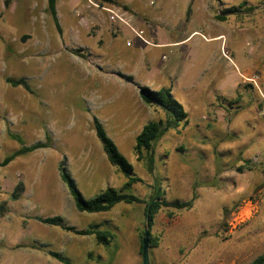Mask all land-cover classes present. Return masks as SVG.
<instances>
[{
	"label": "rangeland",
	"instance_id": "rangeland-1",
	"mask_svg": "<svg viewBox=\"0 0 264 264\" xmlns=\"http://www.w3.org/2000/svg\"><path fill=\"white\" fill-rule=\"evenodd\" d=\"M176 1L184 5L183 0ZM189 1L196 21L187 27L199 29L209 38L218 33L223 36L207 41L194 34L173 49L175 60L186 66L202 96L201 108L193 102L181 104L191 121L205 123L203 131L208 135L221 136L226 129L228 135L253 139L255 143L236 160L234 155L216 157L212 150L204 156H195L192 150L177 152L175 146L183 145L188 150L191 142L183 141L174 130L165 140L157 141L155 172L162 179L166 200H190L195 187L198 199L191 210L176 211L173 218L168 217L166 209L156 217L152 232L160 245L151 251L150 260L151 264H249L264 252V0H225V4L224 0ZM243 3L242 12L228 16L224 22L217 20L224 6L240 7ZM179 5L178 11L185 16L188 6L180 9ZM113 6L127 18L137 20L135 11L130 13L120 4ZM139 10L142 15L148 12L143 6ZM93 12L78 30H69L65 9L60 6V31L49 13L48 0H0V163L22 148L12 134L21 136L26 146L45 142L47 133L52 138L51 147L0 166V264H62L49 251L62 253L72 264H143L139 233L146 227L144 205L121 203L105 213L79 212L59 174L60 163L66 161L86 200L109 187L123 186L119 179L114 185L102 182L100 173L108 169L104 160L113 165L96 136L93 117L102 120L110 137L113 134L103 112L92 114L89 110L93 101H99L98 92L89 90L109 86L114 92L112 97L124 98L127 94L122 88L131 82L119 74H131L135 81L131 84L137 87L144 73L125 65L126 58L120 51L124 36L113 45L123 27L112 24L106 14ZM82 17L74 15L75 19ZM132 25L135 27V22ZM140 27L145 31L151 28L149 24ZM131 35L134 48L141 46L149 51L153 46ZM181 35L175 30L169 34L175 39ZM143 36L150 41L146 33ZM186 58H191L190 63H183ZM245 68L250 69L255 82L248 79L237 92L245 102L244 109L236 111L234 104L223 101L227 110L212 112V98L228 97L229 91L222 90L224 79ZM92 72L104 77L96 84L90 83L95 82ZM7 78L25 79L33 93L22 86H11ZM175 99L180 102V95L176 94ZM150 111L143 124L164 120L161 108L154 106ZM228 119L232 120L229 125ZM209 121L210 126L205 127ZM140 130L141 125H135L123 140L114 142L143 179L129 192L149 198L155 178L146 163L137 160L135 145ZM194 133L201 135L198 130ZM215 143L216 137L204 145L213 147ZM254 157L260 160L253 163ZM116 174L126 182L120 171ZM19 184L24 190L15 199L12 194ZM250 200L258 203V213L231 234L228 223L232 213ZM54 216L63 217L67 225L78 230H110L115 239L108 246L99 245L94 236H77L34 218Z\"/></svg>",
	"mask_w": 264,
	"mask_h": 264
},
{
	"label": "crops",
	"instance_id": "crops-1",
	"mask_svg": "<svg viewBox=\"0 0 264 264\" xmlns=\"http://www.w3.org/2000/svg\"><path fill=\"white\" fill-rule=\"evenodd\" d=\"M96 1L106 2L105 0ZM222 2L223 4H225L226 1L224 0ZM106 3L108 5L120 4L121 6L125 7L128 12L135 11L137 20L133 21L134 18H131V22H135V29L138 31H144L143 34L145 35L146 33V37H148L150 41H153L151 42L153 43V46L149 51H146L141 46L134 48V38L131 35L132 32L127 27L120 29V34H117L116 37H114L113 45L115 46V40L118 39L119 36H124L123 41H120V51L121 53L123 52L122 54H124V57L126 58L125 65L132 67V69H137V72L144 73L143 78L136 84L141 87H147L153 91H158L162 88H170L172 90L174 98H176V94L180 95V103H182L183 105H185V101H188L193 102L192 104H195L197 107L201 108L202 106H199L200 103H202L201 92H199L197 88L194 87L195 81L192 80V77L189 75V71L185 68L186 66L183 67L181 62L175 60L177 58L175 57L177 53H175L173 49L182 46L181 44L187 42L194 34H200L207 41H210L211 39L221 38L223 35L221 33H218L217 35L212 34L211 38H209L210 36L205 37V35L201 33L199 29H191L187 27L188 24L192 25V22L196 21L195 17L191 15L192 9L190 7L191 2L189 0L181 1V5L184 3V5L182 6H180L179 2L176 0H115L114 3ZM176 5H179L180 9L181 7L185 8L186 6H188L186 15L189 18L186 19V15L182 16L180 14V11H178L179 9ZM60 6L65 9L67 21L66 28H68L69 30H78L79 26H82L84 24L85 19H87L89 16H92V14L95 13L93 11H96L94 9L88 8L86 0H57V18ZM139 6L147 8L148 12L144 15L140 14V10L138 11ZM224 8L228 9L229 7L224 6ZM189 10L190 14H188ZM97 12L99 14L101 13L99 11ZM76 13L83 14V17L81 19H75L74 15ZM228 16H226V20ZM70 17L73 18L72 22L70 21ZM148 24L151 27L150 30L145 31L140 27V25L143 26ZM60 28L63 29L61 25ZM174 30L180 31L182 33L179 39H175L174 37L169 36V34ZM127 43H131V45L127 46ZM166 49H169V51L166 52ZM190 61L191 58H186L185 62L183 63H190ZM92 73L95 82L90 83L96 84L99 78L104 77V75H97L94 72ZM105 74L107 75V73ZM123 74L131 76V74H127L125 72ZM251 75L252 74L250 69L247 70L245 68L244 70L238 71V73H233L227 76L228 79H224L222 90L229 91L228 97L217 96L212 98L210 102V110H212L213 112L214 110L221 108L226 111L227 109L225 108L223 101H227L229 105L233 103L236 111L241 107H243L242 109H244V106H242V104L245 102H241V95H238L237 92L241 91L240 87L242 86V84H245L248 79H253V76ZM197 79L199 80V77ZM126 85H129V87L122 88L124 94H127V96L124 98H122L123 95L112 97L114 92L113 89L109 86L93 87L94 90H89V93L94 94L98 92L97 94L99 95V98L97 97L99 101H93L92 105L89 106V110L92 114L95 111L99 110L103 112V117H105L104 119H107V121L109 120L107 123H111L109 127L113 134V141H115V139L123 140L130 133L131 127L135 125H141L142 130L145 126V124H143L145 117L150 114V110H152L154 107L146 105L142 101L138 86L136 87L131 83H126ZM218 97L221 98V103H218ZM119 100L122 102L119 103ZM112 105H114V109H112L113 111H111L110 109V106L112 107ZM249 105L250 104L246 103V108H249ZM164 119H166V114ZM201 119L204 120V116H202ZM99 121L102 122V120L100 119ZM231 121L232 120L229 119L226 120V122L228 123L227 125H229ZM204 124V122L198 121V119L195 121H191L188 115V123L186 125L181 124L177 129L171 131L174 134L180 136L183 141H188L191 143H189L188 150L183 145L175 146L174 150L184 153L192 150V152L195 153V156H204L206 155L205 153H208L210 150H212L213 154L216 157L221 158L227 157L228 155H234V158L236 160H239L240 157L243 156V154H246L250 151L251 147H253V144L255 143L253 139L228 135L230 133L227 132L226 129L225 131H222L223 134L221 133V136L208 135L203 131ZM210 124L211 123L209 121V123H206L205 127L210 126ZM102 125L104 126L103 123ZM194 130H198L201 135H196V133L192 134ZM231 130L232 129H230L229 131ZM170 132H167L162 137V140H165V138L169 137ZM139 134H137V136ZM214 137L217 138V143H215L213 147L204 145V142H207L209 139ZM163 150L165 151V149ZM163 153H166V156H171V154H168L167 152ZM103 163L108 169L105 170V172L100 173V176L103 177L102 182L109 181V185L111 183L112 185H114L119 179L124 185L123 180L118 175L119 172L118 174H116L118 169H116L114 166H110L108 163H105V160ZM110 178L112 179L111 181ZM258 222L259 221H257V223Z\"/></svg>",
	"mask_w": 264,
	"mask_h": 264
},
{
	"label": "trees",
	"instance_id": "trees-1",
	"mask_svg": "<svg viewBox=\"0 0 264 264\" xmlns=\"http://www.w3.org/2000/svg\"><path fill=\"white\" fill-rule=\"evenodd\" d=\"M108 3H114L115 0H105ZM57 0H48V10L52 18L56 23V27L61 31L56 11ZM9 6V2L7 3ZM243 3L240 7H231L225 9L221 15L216 18L218 21H225L226 16L236 15L242 12L240 9L245 6ZM190 14V10L188 11ZM80 51V50H79ZM79 51H75L78 53ZM121 78L127 82L135 83L132 76L125 74H119ZM6 82L13 87H24L28 92L33 93L28 82L21 79L7 78ZM138 86V85H137ZM139 88V94L142 101L149 106H157L161 108L165 114L166 119L159 121H152L146 124L141 130L140 134L136 138L135 151L137 154V160L139 162L144 161L147 166L149 173H154V183L151 186V196L149 198H141L136 196L129 191L132 187L138 183H142L143 179L135 174L134 166L128 161V159L120 152L116 143L107 134L104 126L96 117H93V128L95 130L96 136L102 143L103 149L107 155V159L111 165L116 167L125 177L126 182L120 189L109 187L97 197L93 199L86 200L82 197L80 190L75 182V180L70 175L66 161H62L59 165V174L62 182L67 186L70 195L74 199L75 206L79 212H85L90 214L95 213H105L111 211L118 204L124 203L127 205L142 204L144 205V218L145 223L149 225V248L150 253L153 249H156L160 245V240L156 237L152 230L156 222V217L160 214L162 210H168V217L173 218L176 211L191 210L194 207L195 201L198 199V194L196 192V187L193 192V196L187 201H175L169 203L166 200L167 192L162 187L161 177L155 172V145L167 132L170 130L177 129L181 124L186 125L188 123V113L186 112L184 106L178 102L170 88H162L158 91H153L147 87ZM233 105V103H231ZM13 139L17 140L22 148L13 152L7 156L1 163L0 166L4 167L13 162L16 158L32 153L36 150L49 148L52 146V138L47 133L46 141L39 142L31 146H26L24 140L19 135H11ZM240 171L243 169L240 168ZM24 187L22 184L16 186L13 191V197L18 199L23 192ZM36 220L47 226L60 227L66 232L73 233L77 236H94L99 245H110L114 239L115 235L110 230H99L96 227H91L84 230H78L75 227L69 226L65 223V220L61 216L54 217H34ZM145 235V229L141 230L139 233L140 239V255L142 256L143 248V238ZM48 254L53 258L57 259L62 264H72V262L65 257L62 253L56 251H49ZM249 264H264V252L257 256Z\"/></svg>",
	"mask_w": 264,
	"mask_h": 264
},
{
	"label": "built area",
	"instance_id": "built-area-1",
	"mask_svg": "<svg viewBox=\"0 0 264 264\" xmlns=\"http://www.w3.org/2000/svg\"><path fill=\"white\" fill-rule=\"evenodd\" d=\"M88 4V8L94 9L96 11L101 12L102 14H106L108 16L109 21L112 24H117L120 27H127L132 31L134 35H136L139 39L145 42L148 45H153V43L147 41L144 38L143 31H138L132 25L131 19L127 18L123 13L116 10L113 5H108L104 1H96V0H86ZM131 43H127V46H130ZM227 57V56H226ZM252 82H255L254 79H251ZM260 160L259 157H254L252 162H258ZM258 203H252L251 200L246 202L244 205H241L236 211H234L231 215V219L228 223L229 232L232 234L237 231L243 224H245L249 219L253 217L257 213Z\"/></svg>",
	"mask_w": 264,
	"mask_h": 264
},
{
	"label": "water",
	"instance_id": "water-1",
	"mask_svg": "<svg viewBox=\"0 0 264 264\" xmlns=\"http://www.w3.org/2000/svg\"><path fill=\"white\" fill-rule=\"evenodd\" d=\"M149 225L148 223L146 224L145 227V235L142 241L143 248H142V259H143V264H151L150 260V248H149Z\"/></svg>",
	"mask_w": 264,
	"mask_h": 264
}]
</instances>
